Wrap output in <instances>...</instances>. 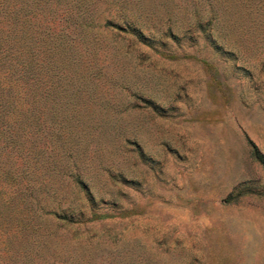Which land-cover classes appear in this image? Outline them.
I'll return each mask as SVG.
<instances>
[{
	"label": "rangeland",
	"instance_id": "obj_1",
	"mask_svg": "<svg viewBox=\"0 0 264 264\" xmlns=\"http://www.w3.org/2000/svg\"><path fill=\"white\" fill-rule=\"evenodd\" d=\"M38 1L59 91L0 264H264V0Z\"/></svg>",
	"mask_w": 264,
	"mask_h": 264
},
{
	"label": "trees",
	"instance_id": "obj_2",
	"mask_svg": "<svg viewBox=\"0 0 264 264\" xmlns=\"http://www.w3.org/2000/svg\"><path fill=\"white\" fill-rule=\"evenodd\" d=\"M38 3V0H25L23 5L25 9L29 7L30 10H37L40 7ZM11 4L9 0H0V207L25 203L31 194L33 200L40 201L37 193L41 187L31 181L33 176L28 174L31 170H28V165L25 166V163L29 164L25 158L28 151L24 153L23 144H16L20 137L14 129L23 130L27 125L40 122L45 107L42 98L59 91L55 83L59 78L56 72H49L46 76L43 69H53L54 54L64 50L59 43L58 46H41L35 34L45 32L44 28L37 25L41 21L39 16L35 15L34 22L30 20L32 17L22 19V2L16 10ZM48 8L41 7L39 14L44 15ZM32 24L36 25L35 33L31 31L27 34V25L31 27ZM13 31L16 44L11 43ZM14 144L18 147L21 145L16 148V152H13ZM251 154L264 166V154L254 145ZM78 180L82 182L80 176Z\"/></svg>",
	"mask_w": 264,
	"mask_h": 264
}]
</instances>
